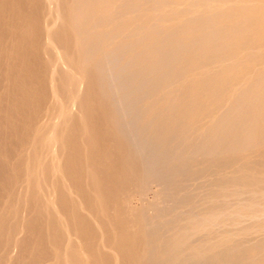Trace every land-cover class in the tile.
I'll list each match as a JSON object with an SVG mask.
<instances>
[{
  "label": "rangeland",
  "instance_id": "1",
  "mask_svg": "<svg viewBox=\"0 0 264 264\" xmlns=\"http://www.w3.org/2000/svg\"><path fill=\"white\" fill-rule=\"evenodd\" d=\"M163 1L146 0L144 3H142L145 5L141 4L135 8V12H136L135 14L133 13V11L131 12L133 15L131 13L127 15L126 12L125 13L123 12L124 8H122L123 10H121L119 14L112 16L111 20L109 18L108 22L107 21L106 23L104 22L105 26L100 23H97L93 26H89L85 24L81 26H84L83 28L89 27L92 30H94V32L97 31V33H100L102 30H106V27L108 29L111 28V25L112 27L115 26L118 20H122V18L127 19L126 17L129 15L131 18L132 16H134V18L135 16L136 17L146 16L149 15L150 13H152V15L153 14L157 15L158 12L159 14L161 13V15H163L164 13L169 11L174 6V4L176 5L178 0H175L176 2L174 0H165L166 2ZM172 1L174 2V4L171 3ZM189 1L191 3L190 5H187L189 4ZM238 1L240 0H237L236 3ZM243 1L241 3L242 4L241 6H240V2L239 4H236L238 9L242 8L241 10H239V13L242 12V10H243L242 13L244 14L245 13L248 14L249 12H252L250 14L253 15L254 18H256V20H254L253 17L251 19L246 18L247 20L245 22L243 21L244 23L242 22V24H235V26L233 27L231 26L229 27L225 23H222L223 25L219 23L217 25V29L214 31L215 32L214 38L217 41V44H214L216 43V41L213 40L210 47L202 46L205 43V39H207L205 38L206 35L205 33L206 31H204L205 29L203 30V32L201 30L199 31V33L198 32L196 33L195 28L201 29L202 26L204 27L203 23L205 22L211 23V21L213 20V17L211 19V17L206 13H205L206 15H203V11L207 9L208 6L213 7L214 5V6L222 7L224 6V4L226 5V3H228L227 0L226 1L219 0V2L218 0H195V1L184 0L181 6L184 7L183 10H185L187 7L188 8L183 12L187 14L191 10H196L198 11L197 13L198 17H194V18L187 17L185 20L184 18L185 16L184 17L182 16V18H180L181 23H179V27H178L182 29V31L180 29L179 30L177 29V31L173 29L174 31L170 30L169 32H165L164 35H162V37L160 36L159 39L154 40L153 38L154 34L152 33L155 32L156 28L160 27V24L157 23L159 26L153 29V27L155 26V23H153L154 26H151L152 29L149 28V31L147 30V35L144 36V41L142 40L143 35L138 34L135 37L132 36L134 37L133 38L134 41L136 40L135 41L136 43L134 44L136 46L132 45L134 47L132 46L128 47L124 45L125 47L123 46L122 48L121 46V48L119 47L120 49L119 48L116 49V44L112 41L109 47H107L110 52L108 50L107 52L111 53L113 59L115 58L113 62L115 66L113 64H110L108 66L107 61L103 55H96L86 60L87 61L86 67L87 69H89L91 73H93L94 76L97 77L100 76L99 77L100 80L110 81V83L109 81L108 83H106L107 85L103 83L102 84L103 87L101 85H98V87L95 86L94 92L99 93V96L102 97L103 99V100L100 99V102L98 105H96V107L98 106L97 107L98 112H101V114L103 115L100 117L96 116L91 124L97 122L94 124V126L97 125L99 127L101 126V124H104L103 127L102 126L100 127V129L105 128V130L103 129L101 130L102 133L100 136L102 137V135H105L103 137L109 139L106 140L105 138H101V137L100 139L102 141H105L104 143H106L107 145L110 146L112 145L111 148H113L112 149L113 151L111 150L110 146H108L109 149L106 148L107 147L106 144H105L106 146L103 144L104 145L103 148L109 150L111 154L113 155L115 154L113 156L114 158L112 159L115 161V165H114V161H112L113 165L116 167L120 165L123 161H125L126 164L128 163L129 178L127 181H125L126 182L125 184L129 185L130 188H128V186L127 188L131 189L132 187H134V189L139 191L145 190L146 192L145 199L151 197L148 199V201L146 199L145 200L146 202L145 201H142V203H140V201L133 202L132 205L133 210L137 212V214H144V212L146 211L145 214L147 215L149 212V215L147 216L149 219H154L153 216L156 214L161 218L162 215L165 216L164 218H162L163 220L162 219L158 220L159 224L158 223L155 224L154 229L151 231L149 235L150 236L149 239L151 241L150 247L159 246L156 247L157 252L155 254L154 253L153 254L150 253L149 255L146 254L144 257L141 258L143 261H140L139 262L140 264H164L168 262H170V264L171 263L172 264H187V263L188 264H264V238H263L264 228H262L261 230L262 232L260 231L259 234H256L254 237L248 236V237H244L245 239L236 238L230 243L228 238L229 232H227L228 230H225L223 228L220 229V226L212 225L210 226L211 228L202 230L203 232L196 235L197 237L195 236L192 239H190L189 243H187L186 245L183 246L179 245L178 246L179 251L175 255L170 254V255H166L167 256L166 257L164 254L160 252V250L166 248L169 245L167 243H170L169 241L171 240V238L176 234V232L181 227H184L185 225H186L185 227H188L191 221V220L189 221V219H193L195 221L201 220L202 217L206 216L207 213H210L211 211H216V209L218 210L223 203V199H222L224 198L223 190L226 187L228 189H232L233 187L232 184H234V186L235 185L237 186L238 183V187L242 185L240 188L246 189V191L252 188L257 190L261 188L264 189V176L262 178L259 177L262 169L264 170V143L259 142L261 128H255L252 130L251 127H249V124L253 122L254 117L253 116L249 117L247 114L249 111L253 110L256 106L262 104V99L260 100L256 99V94H257L256 89L258 88H256L255 85L262 82V85L264 86V57H262L260 60L251 57L253 59L252 60V59H248L247 54L248 52L256 51L257 48L264 45V27H263L264 20L262 25L260 26L261 30L259 28L258 30L255 28L258 21L260 23L259 18L262 12L261 13L259 12L263 8L259 6L260 9L259 8L251 9L245 4V2L248 0H245L244 2ZM158 3H160V5H158ZM37 4H38V0H20V1L0 0V160H1L0 168H2L0 169V171H2V173H0L1 174L0 178L2 177L5 171L4 173L5 176L3 175V177L1 178L3 181L0 179V181L2 182V183L0 182V216L2 217L3 214L1 212L4 207L3 205L7 202L12 204L17 199L18 196L17 190H19V180L21 178L20 171H22V166L20 163H17V161L14 160V156L15 153L17 152V148L20 147L19 143L28 135L29 124L32 123V121L37 116L39 117V115H42L45 112V108L47 107L50 101V95L48 94L50 91L49 82L47 81L46 78L47 77L46 66H48V62L47 60H45L46 55L41 49V40H40L41 37L39 33L37 31L32 30V28L28 24L30 21H39L38 19L40 15V10ZM163 4L166 5L164 6ZM21 5L23 6L21 7ZM204 6L207 7L205 8ZM150 7L151 9H155V10L157 8L158 9L156 11L154 10L151 11ZM202 7L204 8V10ZM243 7H245V9L247 8L245 12ZM185 14L181 13V15H185ZM225 15L226 14H224L223 16L225 17ZM207 16L209 17V19ZM224 17L221 18V20L224 19ZM164 24L165 23H163V25ZM188 29L193 32L189 31ZM18 33L21 34L20 37L18 36L19 35ZM183 34H187L186 36L189 35L188 38L186 39L187 41L186 42L185 40H183V42L178 40L176 41L174 37ZM148 35H150L151 37ZM145 37L149 40H147ZM203 37L205 39H203ZM13 39L16 40L14 41ZM94 40L92 38L87 41H84L85 51L87 52L91 51L96 46H98L96 45L97 44L96 40L98 39L96 38V40L95 41ZM150 40H153L155 42L154 45L161 44L160 45L161 50H159L158 53L149 52V54H146L145 52H143V50L139 52L138 47L140 46L141 49V46ZM224 40H227L226 44L224 43ZM174 42H177V44ZM16 45L18 46L16 47ZM111 48L113 50H111ZM122 61L124 63H122ZM119 64L121 65L126 64L124 65L125 66L124 68L126 69H121L120 67L121 65ZM207 69H209L208 70L209 75H206V77H204L205 79H203L202 82H200L201 80L199 82H190V80L188 79V77L190 78L192 74L198 72L199 73L205 72ZM136 72L138 75L136 74ZM136 75L138 76L137 77L138 79L136 78ZM146 76L149 78H147ZM144 77H146V79ZM139 78L141 79L144 78L145 81L141 82L140 81L141 79ZM119 82L122 83L123 85L121 86ZM43 85L44 88H42ZM259 90L260 92H262L264 88L262 89L260 88ZM41 91H42V95L40 93ZM208 91L210 95L209 93L207 94ZM230 93H232L233 96L232 99L233 104L230 103L229 106L227 100H229ZM105 95L106 98L103 97ZM33 99H36L35 102ZM40 102L44 106H42ZM10 114L12 115L10 116ZM155 114L157 115L155 116ZM5 118H7V120ZM12 118L15 119L13 120ZM72 118L73 120H69V122L70 121L74 122V120L75 122L74 123L70 122L71 124L70 125L68 124L69 127L66 126L67 130L65 129L63 132V134L67 132V134H70L72 138L69 137V135H66L67 136L66 137L65 134L64 135L62 134V136L64 137L63 139L65 141L64 146L65 145L70 146V144L72 145V143L74 144L70 146L71 148H67V146H65L68 150L67 153L69 152L70 154L69 153L67 154L66 150L64 151L66 155L61 154L63 158L62 160H60L61 170L62 169L64 170V171L62 170L61 173L63 172L64 174L61 173L60 174L61 176L64 175V177L61 178L62 180L63 179L65 180L66 178L67 179L66 182L64 183L63 182L64 180L61 181L59 177L58 180H55L54 177L49 176L51 174L50 172H48V170L47 172L44 173V176L47 174V176H45V179L46 181L48 180L47 181L48 183L54 182L53 184L52 183L51 184L54 185L55 187L52 185L51 186L52 188L54 187L53 190L55 189L57 192V194H55L57 197L56 196L55 197L59 199V200L55 199L56 205L57 204L60 205L62 203L61 204L62 206L60 205L59 207L57 205V207H59L58 209L61 211L63 208L62 212L65 213L66 216L61 212V217L64 216L67 220L64 219V217H62L60 221L62 222V220L64 219L65 223L63 220V222L60 225V221L58 220L59 221L58 222L57 219H55V221L58 222L57 223L58 225L56 226L57 227L59 226L58 227L59 229H57L58 230L57 231L56 230L57 227L53 225V222L55 223V221H53L54 220L52 217L53 215L51 216L45 213L46 211L44 208H42L43 205L40 203V201L37 202L38 199H36L35 197L34 198L32 197L31 199L30 197L29 206L26 208V210L29 211L28 212L29 215L27 214V211L26 214L28 215V219L30 216V219L32 221L29 219L30 222H28L29 220H26L27 217L25 220L26 222L32 224L37 220L38 222L34 223V225L37 224V226H32L34 227L32 230L33 231L36 230L35 229L36 227L37 232L34 231L35 233L34 234L32 233L33 231L31 233L29 230L24 231L25 233H23V235L25 234L24 235L25 238L22 236L23 237L21 238L22 242L19 240L20 242L18 244L19 248L18 246H16L15 249L16 251L14 252V257H13V262H17L18 264L20 263L28 264V261L31 260L30 257L32 256V254L35 255L37 253L36 251L37 249L35 248L40 247L39 250L40 249L42 250L43 246H40V244L44 245L43 241L45 242V247L50 249L51 251L60 248L59 246L60 245L62 246L64 242L63 241L64 238L62 237L64 233L63 234L61 233V229L63 230L65 226L66 227L69 226L68 227L69 230L68 229L67 230L68 232L71 233V235L74 234L80 235L82 233L87 234L92 231V228L90 227L93 226L90 221L91 218H89L90 216L87 215L88 211H86L87 214L83 212L85 214L83 215V213L79 212L81 210L77 209L78 211L76 210V213H74L75 216H72L74 215L73 210H75L74 208L75 205L73 203L72 205L74 206H71L70 204L71 202H69L70 196L67 194V192H64V189L65 186L66 187L68 186V188L70 187L72 189V190L70 189V191H73V193L71 192L73 194V196H71L72 200L73 198H75L74 199L75 201L77 200L75 204H80V202L83 201L82 205H84V207L87 206L89 207L88 202L90 201H88V198L90 197L88 195L89 189L87 188L89 185L86 184V180L88 179H86L85 177L86 176L85 168L87 164L90 165L88 161L91 162L93 160H96L95 157L97 158L98 157L102 158V157L98 152H93L89 148H86L87 150H85V145H83L85 140L83 139L82 142V137H83L82 127L80 126L78 117L76 116ZM99 118L100 119L102 118L104 121H101L102 119L99 120ZM108 120L112 121L111 124H108L109 123ZM98 121H100V124ZM97 126H95L96 129H99V127ZM67 127L69 129L71 128V131L68 130ZM11 129H13V131L15 130L13 138H11L13 135V131H11ZM106 130H108V132H110L111 134L109 135ZM12 139L16 141L17 145H15L16 143H13L15 146L11 144L10 141H12ZM69 139H72L71 143ZM110 140L112 143L109 142ZM62 141L63 140L61 139V143H63ZM247 142H249L248 145H246ZM3 149L6 152H3ZM14 149L16 150V152ZM7 150L9 151L11 150L10 152L11 154ZM61 150L63 151V148ZM83 152H85V154L88 156H86L85 154L83 155ZM135 152L137 153V155ZM3 153L5 154L2 156L1 154ZM5 155H8L7 157H11V158H6ZM90 158L91 160H89ZM9 159L11 161H9ZM85 161H87L86 162L87 164L85 163ZM125 163L123 162V165H126ZM13 172L15 175H13ZM82 172L84 173L82 174ZM105 177L106 176L103 177L104 181L106 179ZM141 178L143 180H141ZM146 180L149 185L147 183L146 184L144 183L146 182ZM259 180L261 183L258 184V188H257L256 182ZM56 181L58 183L56 184L57 186L55 185ZM15 182H17L16 185L17 187L15 186ZM12 183L14 184L12 185ZM62 183L64 185L67 183L68 184L64 186ZM78 183L79 184L82 183V184L79 185ZM5 186L8 187L6 188ZM109 186L111 187V184ZM109 186L106 187L107 190ZM56 188L57 189L60 188V189L57 190ZM89 188H91V186H89ZM14 189H16V191H14ZM149 189L151 192L148 191ZM235 192L238 194H236ZM235 192L233 191L232 193L231 196L232 199L234 197V199L240 198L242 199V201L249 200L247 194L243 196L240 191H235ZM104 193L107 195V191L106 192L104 191ZM11 194L13 195V197ZM67 195L69 198L67 197ZM160 195L162 197H160ZM162 198L164 201L162 200ZM60 199L61 202H59ZM181 199L183 200V202ZM165 201L167 203H165ZM261 202L264 203V198H261ZM32 203H34V205L37 206L35 207ZM156 204H158V206ZM38 205H42V206H38ZM194 206L195 208H193ZM70 207L71 209H69ZM88 207L86 209H88ZM33 208H36L37 210ZM151 208L156 210L151 211L150 210ZM43 209H44V213L42 215ZM139 209H141V211ZM147 209H149V211H147ZM157 209L159 212L157 211ZM160 209H162L163 211L162 210L160 211ZM35 211L37 212L35 213ZM110 212L112 213L113 211L110 210L109 213ZM160 212L163 214L161 215ZM170 212L171 214L169 215ZM193 213H195L196 215ZM34 214L37 215L35 216ZM171 216L172 218H170ZM262 217L264 218V216ZM263 218H261L260 222L257 223L260 225L263 224L262 227H264ZM85 219H87L89 223H87L88 221L86 222ZM97 222L98 224H101L100 220ZM74 223H76V226ZM77 223H79L80 225L79 224L77 225ZM38 224L40 225L38 226ZM212 227L215 229H213ZM172 230L175 231L173 232ZM76 231L78 232V234ZM57 232L59 234H62V236L60 235L61 236L60 239H62L63 242H61V240H59L60 242H58L57 240L58 236H56L58 235ZM220 233L222 235L223 234L225 235L222 236ZM38 236L39 238L42 239L37 238ZM154 236L156 239L154 238ZM157 236H159L160 238L163 237L161 238L162 240ZM26 238L28 239L26 240ZM31 238H33L34 240L35 238H37L35 241L38 240L40 242L42 240L43 241L41 243L38 241L39 246L37 245L36 247L37 243L33 239L31 240ZM52 239L54 242L57 241V243L55 244L56 247H53L54 245L52 244L54 242L52 241ZM87 239H85L86 242L84 239H81V241L84 242H82L80 245L78 244L79 246L77 247H76L77 243H75L76 248L82 249V250L78 249V251L81 253L84 252V250H86V252L91 251L92 254L96 253L94 254L96 258H93L94 260L92 259L93 263L91 261L92 264H107L109 260L108 254H110V250L108 247H106V244H104L106 247L104 249L103 248L104 246L102 245L103 242L101 240L100 241L102 243L99 242V240L93 241L90 240L89 238ZM225 239L227 240L225 241ZM0 240H2V242L0 241V246L1 245L4 246L3 242L5 241V237L4 239L0 238ZM88 242L93 247H91ZM28 243L30 245L36 243L34 248L35 250H32L33 249L32 245L30 246ZM96 243L98 244L100 243L101 246L98 244L96 245ZM211 243L214 246H211L212 245ZM27 245H28L27 247L28 250L25 247ZM99 247L103 248V250H101V248L99 249ZM195 247L196 248L203 247L204 252H206L203 254L204 256L200 255L201 257L198 258L193 257V254L191 252L192 250L193 252L196 250ZM207 248L208 250H210L208 251L209 253L205 251V249L207 250ZM19 249H24V251L21 250L23 253ZM105 251L106 253L107 252L109 253L107 254L105 253L106 257L104 256L105 257L104 258L102 257L104 253L102 256L101 254L102 252ZM1 257L2 256H0L1 264H5V260L7 261V257L6 258L2 257L3 259ZM98 258L99 261L100 258L101 260L103 259L102 262L99 263L96 262ZM124 258L125 257L123 255H120V264L129 263L126 261L127 259ZM182 258L183 259L186 258L187 261L183 260ZM13 262H11V264H13ZM57 263H58L57 260L53 259L43 264H57Z\"/></svg>",
  "mask_w": 264,
  "mask_h": 264
},
{
  "label": "bare ground",
  "instance_id": "2",
  "mask_svg": "<svg viewBox=\"0 0 264 264\" xmlns=\"http://www.w3.org/2000/svg\"><path fill=\"white\" fill-rule=\"evenodd\" d=\"M145 1L146 0H38L37 6H38V8L40 10V15H39V19H38L39 21H30L28 23L27 21H28L29 18L27 17L28 19H27L26 22L29 24V26L32 28V30L37 31L39 33L40 37H41L40 38V40H41V49L44 52V54L46 55V59L45 60H47V62H48V66L45 65L46 68H47V70H46L47 71V77L46 76L45 77L47 78V81L49 82L50 91H49L48 94L50 95V101H49L47 107L45 108V112L42 115H39V117L37 116L35 119L33 118L34 120L32 119L33 120L32 123H30L29 126H28V135L22 141H20V143H19L20 147H18V148L16 147L17 148V152L14 149L15 152H16L15 156H14V160L17 161V163L21 164L22 171H20V175H21L20 177L21 178L19 180V190H17V193H18L17 194L18 195L17 199L15 201L13 200L14 202L12 204H10L8 202L5 203L3 205L4 207H3V210L1 212L3 214V217L0 216V238L4 239V237H5V241L3 242L4 246L3 245H1L2 247L0 246V256L5 257V258L7 257V261L5 260V264H11V262H13V257H14V252L16 251L15 250L16 246H18V248H19V245H18L20 243L19 240L21 241V238H23V237L25 238V236H24L25 234L23 235V233H25L24 231L25 230H29L30 233H31L33 231L32 229L34 228L32 226H37V224L34 225L35 222H38L37 220L35 222L33 221L34 222L33 224L32 223H28V222H30L31 219H30V216H29L30 220L28 219V215H29L28 212L29 211H27L26 208L29 206L30 197H31V199H32V197L33 198L35 197L36 199H38L37 202L40 201V203L43 205V206L42 205H38V206H42V208H44L45 211H46L45 213H47L48 215H51V216L53 215L52 217H53L54 220L53 219H51V220L55 221V219H57V221L58 220L60 221V219L62 217H64V216L61 217V212L63 211V208H62V211L58 209L62 203L60 205L57 204L59 206V207H57L56 202H55L56 200H59V199L56 198L57 197L55 195V194H57L56 190L54 189L55 192L53 190V188L55 186L52 185V184L54 182L53 183L51 182L52 184L50 182L48 183L47 182L48 180L46 181V179H45V176H47V174L44 176V173L47 172V170H48V172H50V174H51L49 176L54 177L55 180H58V177L61 179V181L64 180V179L62 180L64 175L61 176V174H64L63 172L61 173V171L63 170V169L61 170V161L60 160L63 159L61 154H65L66 155V153L68 151L67 148H71L70 146H72L74 144L72 143V145L70 144V146L65 145V146H67V148H66L64 146V142L65 141L63 139L64 137L62 136V134H63L64 130L66 129V126L69 127V125L71 123L75 122V120H74V122L70 121L71 122L70 123L69 120H73L72 117H76V116L78 117V121L80 123V126L82 127V134H83L82 142H83V139H84L85 142H84L83 145H85V150H87L86 148H89L93 152H98L100 154V156L102 157V158L95 157L96 160L91 161L92 163L87 160L88 163H90V165L86 163L87 161H85V163L87 164V166L85 168L86 169V176L85 177H86V179H88V180H86V179L85 180H86V184L91 186V188H89V186L87 187V185H86V187L89 189L88 190V193H89L88 195L90 197V198H88V201H90V202H88L89 203V207L87 206L88 209H86L87 207H84V205H82L83 201L82 202L79 201L80 204H75V202L77 200L75 201L74 200L75 198H73V200H74L73 201L72 197H71V196H73V194H72L73 191H70V189H71L70 187L68 188V186L67 187L65 186L68 183L65 184V185L63 183L62 184L65 186L64 192H67V194L70 196L71 200L69 199V202H71L70 203L71 206L75 205V207H74L75 210H73V207H72L73 214L76 213L77 209L81 210L79 212H81V213L84 212L85 214H87L86 211H88L87 215L90 216V217L89 216L88 217L91 218L90 221H91L92 226H93V227H90V226L89 227L92 228V231L90 233H87V234H83L82 233V234L79 235L78 232H77L78 230H77L76 232H77L78 235H75L74 233H72V234H74L76 236L75 237L74 235H71L70 232H68V230H69L68 227L69 226H67V227L63 226L64 228H63V230L61 229V233L62 234L64 233V235L62 236V234H59L57 232L58 235H56V236L59 237L61 235L64 238V240H63L64 242L62 241V239H60L61 236L59 238L57 237L58 242H60L59 240H61V242H63V244H62V246L61 245L59 246L60 248L57 247L58 249H55L54 251L53 250L51 251L50 249L46 248L45 247V242L43 240L42 241H43L44 245L40 244V246H43V248H42V250L41 249L39 250L40 247H37V245L39 246V244H38L39 240L35 241L37 238H39V236L37 238H35V240L33 238H31V240L33 239L37 243V244L35 243L37 248H35V244H31L32 247H33L32 250L37 249L36 250L37 253L35 255L32 254V256L30 257L31 260L28 261V264H43V263L51 261L53 259L57 260V262H58L57 264H89V263L92 264L93 263L92 259L96 258V256L94 255L96 253L92 254L91 251L90 252H86V250H84V252L80 253L78 251V249H80V250H82V249L81 248H76L82 242H84V241H81V239L85 240L87 238H89L90 240H93V241H96V240H99V242L102 241L103 242L102 245L104 246L103 248L104 249L106 247L109 248V250H110V254H108L109 255V257H108L109 258V260H108L109 264H120V255H123L127 259L126 261L129 262L128 264H138L140 261H143L141 258L144 257L146 254H148V255L150 253L151 254H153V253L155 254L157 252L156 247H159V246L150 247V242L151 241L149 239L150 238L149 235H150L151 231L154 229L155 224L159 222L158 220L164 218L165 216H163L162 215L163 213L160 212V214L162 215V218L160 216H157V214H156V215H154L155 217L153 216L154 219H149L147 217L149 215V212L146 215L145 214L146 211H145L144 212L145 215H144V214H137V212H135L133 210V207H132L133 202L140 201V203H142V201H145L146 199L148 201V199L151 198V197L145 199V195H146L145 194L146 193L145 190L144 191H139V190L134 189V187H132L131 189H128V188H130L129 185L125 184L126 183L125 181H127L128 178H129V175H128V171H129L128 163L126 164L125 161H123L126 165H123V162H122L120 165L117 164L118 166H116V167L114 166L115 165V161L112 160V159L114 158L113 156L115 154L113 155V154H111L109 152V150L103 148V146L106 143H104L105 141H102L100 139V137H101L100 135L102 133L101 130L103 129V128L100 129V127L101 126L103 127L104 124H101L100 127L95 125V126L99 127V129H96V127L94 126V124L97 123V122H95L94 124H91L96 116L100 117V116L103 115V114H101V112H98V109H97L98 106L96 107V105L99 104L100 99H102V97L99 96V93L94 92L95 86L98 87V85H101L103 87L102 84L103 83H105V84L108 83L109 80H100L99 79L100 76H98V77L94 76L93 73H91L89 71V69H87V67H86V62L87 61L86 60L88 58L94 57L96 55H103L105 57L106 61H107V65L109 66L110 64H113L114 59H115V58L113 59V56L111 55V53L107 52V50H108L107 47H109V45L111 44L112 41L116 44V49H118L119 47L121 48V46L123 48L124 45H126L128 47H131L132 45H134L136 43L135 42L136 40L134 41L133 38L135 36H137L138 34L143 35L142 36V40L144 41V36L147 35V30L149 31V28H151V26H154L153 23H155V26L153 27V29H155V27L159 26L158 24H160V27L156 28L155 32L152 33V34H154L153 35L154 40L155 39H159V37L160 36L162 37V35H164L165 32H169L170 30H173V29L176 30V31H177V29L179 30L180 28H178V27H179V23H181L180 18H182V16L183 17L185 16L184 17L185 20H186L187 17H189V18L198 17L197 16L198 11L191 10V11H189V13L185 14L183 11H185L188 7L185 6L187 8L185 10H183L184 7L181 6V5L184 2V0H178L176 5L172 1L171 3H173L174 6L169 11L164 13L163 15H161V13L159 14V12H158L157 15L156 14L152 15V13H150L149 15L142 16V17H136L135 16V18H134V16H132V18H131L130 15H129V16L126 17L127 19H123L122 18V20H118V22L116 23L115 26L112 27V25H111V28H108V29L106 27V30H102L100 33H97V31L94 32V30H92L89 27L88 28L86 27L87 28L86 29V28H83L84 26H81L83 24L89 25V26H93V25H95L97 23H100V24L104 25V22L106 23V21L107 22L109 21L108 20L109 18L111 20L112 16H114L116 14H119L121 12V10H123L122 8H124L123 12L124 13L126 12L127 15L129 13H131L132 11L135 14L136 13L135 12V8L138 7L139 5H141L142 3H144ZM193 1H195V0H193ZM227 1H228V3H226V5L224 4V6H222V7L221 6H214V5H213V7H211V6L209 7L207 5L208 7L204 6L205 8L207 7V9H205V10L202 7L203 10H204L203 11V15L207 14V15H209L211 17V19L213 17V20H212L213 22L211 21V23L210 22L206 23L205 22L206 20H205L204 22L206 24L203 23L204 27L202 26L201 29H196L195 28V30H196L195 32L196 33L197 32L199 33V31H201V30L203 32L204 29H205L204 31H206L205 33H206L207 37L205 35V38H207V39H205L203 37V39H205V43L202 46L210 47V45L212 44L213 40H215V38H214L215 32L214 31L217 29V25L219 23H221V24L225 23L227 26L233 27V26H235V24H242L243 21L245 22L247 20L246 18H249V19H251L252 17L254 18V16L250 14L252 12L247 11L249 13L248 14H246V13L244 14V13H242L243 12V10H242V12H240L241 14L239 13V10H241L242 8L238 9L236 4H239V2H240V6H241L242 5L241 3H242L243 0H240L237 3H236L237 0L236 1L235 0H227ZM218 2H219V0H218ZM190 3L191 2L189 1V4H187V5H190ZM245 4H246V6H248L251 9H257V8H259V6L261 8H263L261 11L259 10L260 11L259 13L262 12L261 16L259 18L260 19V23L258 21L259 19L257 20L258 23L255 21L257 23L255 28L257 30H258V28L261 30L260 26L262 25L263 20H264V0H248V1L245 2ZM142 5H145V4H142ZM158 5H160V3H158ZM163 5H161V6H163ZM167 5H169V4H167ZM218 5H221V4H218ZM22 6L23 5H21V7ZM161 8H163V7H161ZM150 9H151V7H150ZM194 9H196V8H194ZM243 9H244V12H245V10L247 8L245 9V7H243ZM153 10L156 11L155 9H151V11H153ZM21 11H23V10H21ZM136 11H138V10H136ZM25 13H27V12H25ZM181 13H183L185 15H181ZM253 13H254V11H253ZM201 14H202V12H201ZM224 14H226L227 17H226V15L224 17L223 16ZM255 15H257V14H255ZM117 17H118V15H117ZM223 17H224V19H222L223 20L222 21L221 18H223ZM184 18H183V20H184ZM208 19H209V17H208ZM214 19H217V20H214ZM199 20H200V18H199ZM254 20H256V18H254ZM159 21H160V23H159ZM187 21H189V20H187ZM163 23H165V24L163 25ZM190 29H191V27H190ZM180 30L182 31V29H180ZM189 31H191V30H189ZM191 32H193V31H191ZM18 34L17 35L20 37L21 34L20 33H18ZM188 34H189V32H188ZM186 35L187 34L177 35L174 38L176 39V41L178 40V41L183 42V40H185V42H186L187 41L186 39L189 36V35L188 36H186ZM132 36H134V37H132ZM148 36H150V35H148ZM192 36H193V34H192ZM200 37H201V35H200ZM92 38H93V40L94 39L96 40V38L98 39V40H96L97 41L96 45H98V46H96L93 50L87 52V51L84 50L85 49L84 48V41H87V40L92 39ZM136 39H137V37H136ZM13 40L15 41L16 39H13ZM140 40H141V37H140ZM147 40H149V39H147ZM228 40H229V38H228ZM159 41H158V43H159ZM174 43L177 44V42H174ZM224 43L226 44L227 40H224ZM86 44H87V42H86ZM154 44H155V42L153 40H150V41L144 43L141 46V49H140V46H139L138 47L139 50L138 49H136V50H138L139 52L141 50H143V52H145L146 54H149V52H157L158 53V51L161 50L160 49V45L161 44L160 45L159 44L158 45H154ZM214 44H217V41ZM17 46L18 45H16V47ZM134 46H136V45H134ZM134 46H132V47H134ZM167 46H168V44H167ZM16 47H15V49H16ZM111 50H113V49L111 48ZM247 56H248V59H252L251 57H253L255 59H259L260 60L262 57H264V45L259 47V48H257L256 51H254V52L253 51L248 52ZM98 57H100V56H98ZM135 57H136V55H135ZM89 62H88V64H89ZM122 63H124V62L122 61ZM119 65H121V64H119ZM124 65H126V64H122L120 66L121 69H126V68H124L125 67ZM88 68H89V66H88ZM208 70L209 69H207L205 72L194 73V74H192L190 76V78L188 77V79L190 80V82H199L200 80H201L200 82H202L203 79H205L204 77H206V75H209V71ZM194 72H196V71H194ZM136 74H137V72H136ZM138 74H139V71H138ZM142 74H144V73H142ZM32 75H33V73H32ZM137 75H136V78L138 77ZM148 75H149V73H148ZM210 75H211V73H210ZM102 76H103V74H102ZM146 77H144V78L146 79ZM106 78H108V77H106ZM106 78H104V79H106ZM144 78H142V79L139 78V79H141L140 81L143 82V81H145ZM147 78H149V77H147ZM197 78H199V79H197ZM215 78H214V80H215ZM228 80H229V78H228ZM222 81H224V80H222ZM109 83H110V81H109ZM120 84H121V86L123 85L122 83H120ZM135 84H136V82H135ZM137 84H139V83H137ZM108 87H110V86H108ZM255 87L258 88V89H256L257 90L256 99L257 100L262 99V104H259L253 110H251V111H249L247 113L249 117L250 116L254 117V120H253L252 123L249 124V127H251L252 130L255 129V128H261V130H260L261 134H260V137H259V139H260L259 142H263L264 143V90L262 92H260V90H259L260 88L261 89L264 88V86L262 85V82H261V83L255 85ZM42 88H44V85L42 86ZM39 89H40V87H39ZM40 93L42 95V91ZM208 93H209V91L207 92V94ZM209 95H210V93H209ZM229 96L230 97H229V100H227V103L230 106V103L233 104L232 93H230ZM103 97L106 98V95L103 96ZM143 97H144V95H143ZM33 100L35 102L36 99H33ZM41 100H42V98H41ZM25 102H27V101H25ZM40 104H42V103L40 102ZM40 104H39V106H40ZM42 106H44V105L42 104ZM142 108H144V107H142ZM231 108H232V106H231ZM11 115L12 114H10V116ZM156 115L157 114H155V116ZM139 117H140V115H139ZM234 117H236V116H234ZM15 118H12V119L14 120ZM112 118H114V117H112ZM5 119L7 120V118H5ZM101 119L99 118V120H101ZM207 119H208V117H207ZM95 121H97V120H95ZM101 121H104V120L102 119ZM21 122H23V121H21ZM98 122L100 124V121H98ZM108 122H107L108 124H111L112 121L108 120ZM182 126H183V124H182ZM68 130L71 131V128L70 129L68 128ZM103 130H105V128ZM11 131H13V129H11ZM14 131H13V135H12L11 138H13V136H14ZM106 131H107V133L109 135L111 134L110 132H108V130H106ZM119 131H121V130H119ZM21 133H22V131H21ZM64 134H65V136L69 135V137H71V135L67 134V132H65ZM103 136H105V135H102L101 138H105ZM61 139L63 140L62 141L63 143H61ZM79 139H81V138H79ZM108 139H106V140H108ZM13 140L14 139H12V141ZM71 140L72 139H69L70 143L72 142ZM12 141H10L11 144L16 143L15 140L13 142ZM138 141H140V140H138ZM106 142H108V141H106ZM109 142H111V140ZM181 143H183V142H181ZM248 144H249V142L246 143V145H248ZM15 145H17V143ZM246 145H245V147H246ZM108 146H110V145H107L106 148L109 149ZM111 146H110V148H111ZM138 146H139V144H138ZM62 148H63V151L61 150ZM64 148H66V149H64ZM89 149H88V151H89ZM112 149L113 148H111V150ZM128 149H131V148H128ZM11 150L10 151L7 150V151H9V153H10ZM65 150H66V153H64ZM72 150H74V149H72ZM69 151H70V149H69ZM3 152H6V151H4V149H3ZM4 154L5 153H3L1 155L3 156ZM84 154H85V152H83V155ZM136 155H137V153H136ZM5 156H6V158H11V157H7L8 155H5ZM5 156H4V159H5ZM86 156H88V155H86ZM64 159H65V157H64ZM6 160H8V159H6ZM89 160H91V158ZM124 160H125V158H124ZM9 161H11V160L9 159ZM112 161H114V165H113ZM0 163H1V160H0ZM130 165H133V164H130ZM63 166H62V168H63ZM67 168H68V166H67ZM0 169H2V168H0ZM70 172H71V170H70ZM0 173H2V171H0ZM4 173H5V171H4ZM4 173H3V175H4ZM83 173L84 172H82V174ZM3 175H2V177H3ZM13 175H15L14 172H13ZM104 176H106L105 177L106 178L105 181H104V178H103ZM263 176H264V170L262 169L259 177L262 178ZM18 178H19V176H18ZM260 178H258V179H260ZM66 180L67 179L65 178V180L63 182L65 183ZM139 180H140V178H139ZM141 180H143V179L141 178ZM144 183L146 184L147 180ZM260 183H261L260 180L256 182V187L257 188H258V184H260ZM13 184L14 183H12V185ZM56 184H58L57 181H56L55 185ZM75 184H77V183H75ZM80 184H82V183H80ZM110 184H111V187L109 186ZM16 185H17V182H15V186ZM51 185L54 186V187L52 188ZM106 185H108L110 189L112 188L111 191H110L109 188L107 190L106 187H108V186H106ZM232 185H233V187H232ZM232 185H231L232 189H228L226 187L223 190V193H224L223 194L224 198H222L223 199V203H222L221 207L218 210L216 208H214V209H216V211H211L210 213H207L206 216L202 217L201 220L195 221L193 219H189V221L190 220L191 221H190V224L188 225V227H185L186 225L184 227H181L176 232V234L171 238V240L169 241L170 243H167L169 245L166 248L160 250V252L162 254H164L165 256L166 255H170V254L171 255H175L179 251V247H178L179 245H182V246L186 245L187 243H189L190 239H192L193 237H195L199 233L203 232L202 230H206L207 228H211L210 226H212V225L213 226H220V229L223 228L225 230H228L227 232H229L228 233L229 234L228 238H229V242L230 243L236 238L243 239L244 237H248V236L249 237H252V236L254 237L256 234H259V232L262 230V228H264V227H262L263 224L262 225L257 224L258 222H260V219L263 218L262 216H264V203L261 202V198H264V189L261 188V189L257 190V189H253L252 188V189L246 191V189L240 188L242 185L238 187V183H237V186L236 185L234 186V184H232ZM127 186H128V188H127ZM5 187L7 188L8 186H5ZM16 187H14V188H16ZM59 189H57V190H59ZM74 190H75V188H74ZM14 191H16V189H14ZM104 191L105 192L107 191V195L104 193ZM148 191L151 192L150 189ZM233 191L234 192L235 191H240L243 196L245 194H247L249 200L248 201H246V200L242 201V199H240V198L239 199H234V197L232 199L231 196H232ZM75 192H77V191H75ZM236 194H238V193H236ZM68 195H67V197H68ZM12 197H13V195H12ZM160 197H162V196L160 195ZM162 200H163V198H162ZM59 202H61V199H60ZM182 202H183V200H182ZM57 203H58V201H57ZM73 203H74V205H72ZM165 203H167V202L165 201ZM32 204L34 205V203H32ZM156 205L158 206V204H156ZM193 208H195V206ZM33 209H36V208H33ZM44 209H43L42 215L44 213ZM69 209H71V207ZM158 209H157V211H158ZM110 210H112L113 212L109 213ZM139 210L141 211V209H139ZM150 210L151 211H153V210L155 211L156 209H152L151 208ZM161 210L162 209H160V211ZM26 211H27L28 215L26 214ZM147 211H149V209H147ZM36 212L37 211H35V213ZM64 212H65V209H64ZM171 212L169 213V215L171 214ZM81 213H80V215H81ZM84 213H83V215H85ZM165 213H167V212H165ZM63 214L65 215V213H63ZM193 214H195V213H193ZM34 215L36 216L37 214H34ZM195 215H193V216H195ZM72 216H75V214L72 215ZM172 216H173V214H172ZM172 216L170 218H172ZM26 217H27V219H26ZM176 218H175V220H176ZM25 219L29 220V221L26 222ZM64 219H66V218L64 217ZM63 220H62V222H63ZM74 220H75V218H74ZM85 220H86V222L88 221L87 219H85ZM99 220H100L101 224H98L97 221H99ZM72 221H73V219H72ZM58 222L55 221L56 224L53 222V225L54 226L58 225L57 224ZM62 222L60 221V225H61ZM64 223H65V220H64ZM66 223H67V221H66ZM87 223H89V221ZM74 224L76 226V223H74ZM78 224L79 223H77V225ZM39 225L40 224H38V226ZM58 227L56 228V230L59 229ZM35 229L37 230L36 227H35ZM213 229H215V228H213ZM36 230H34V231L37 232ZM34 231L32 233H34ZM39 231H42V230H39ZM70 231H71V229H70ZM59 232H60V230H59ZM55 234H56V232H55ZM38 235H39V233H38ZM207 235H208V233H207ZM224 235L225 234H223L222 236H224ZM28 236H29V233H28ZM159 236H157V237L160 238ZM32 237H33V234H32ZM40 237H43V236H40ZM28 238H26V240ZM154 238H155V236H154ZM161 238H163V237H161ZM39 239H42V238H39ZM226 240L227 239H225V241ZM0 241L2 242V240H0ZM52 241H53V239H52ZM155 241H157V240H155ZM158 241H159V239H158ZM85 242H86V240H85ZM26 243H27V241H26ZM32 243H33V241H32ZM56 243H57V241H55L52 244V245H54L53 247H56L55 246ZM75 243H77L76 247H75ZM213 243H215V242H213ZM225 243H227V242H225ZM97 244L98 243H96V245ZM104 244H106V247H105ZM156 244H158V243H156ZM89 245H90V243H89ZM89 245H88V247H89ZM98 245H100V243ZM211 246H214V245L212 244ZM25 247L28 250V248H27L28 245L25 246ZM25 247H23V248H25ZM82 247H84V246H82ZM91 247H93V246H91ZM100 248L101 247H99V249ZM103 248H101V250H103ZM153 248H155V249H153ZM19 250L20 251L21 250L24 251V249H19ZM205 251H207V253H209L208 251H210V250H208V248H207V250L205 249ZM21 252H19V253H21ZM212 252H213V250H212ZM103 253H104V255H103ZM105 253H106V251L102 252V254L101 253L100 254H101V256L103 255L102 257H104ZM107 253H109V252H107ZM191 253L193 254V257H195V258L197 257L198 258V257H201L200 255L204 256L203 254L206 253V252H204V248L203 247H200V248H196V250L194 252L192 250ZM25 255H26V253H25ZM98 256H99V254H98ZM162 259H163V256H162ZM102 260L100 258V261H99V258H98V260H96V262L99 263V262H102ZM106 260H107V258H106ZM145 260H144V262H145ZM183 260H186V258H184ZM91 261H92V263H91ZM20 262H22V261H20ZM0 264H1V262H0ZM13 264H18V263L17 262H13ZM164 264H170V262L164 263Z\"/></svg>",
  "mask_w": 264,
  "mask_h": 264
}]
</instances>
